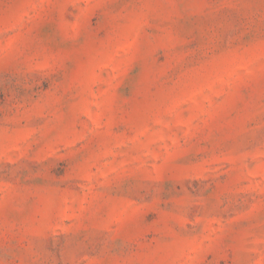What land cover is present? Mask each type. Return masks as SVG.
Wrapping results in <instances>:
<instances>
[{
  "label": "rangeland",
  "instance_id": "rangeland-1",
  "mask_svg": "<svg viewBox=\"0 0 264 264\" xmlns=\"http://www.w3.org/2000/svg\"><path fill=\"white\" fill-rule=\"evenodd\" d=\"M0 264H264V0H0Z\"/></svg>",
  "mask_w": 264,
  "mask_h": 264
}]
</instances>
